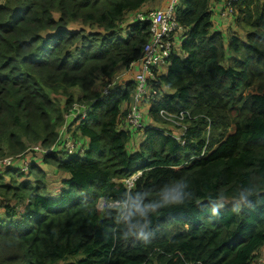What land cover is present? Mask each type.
I'll return each instance as SVG.
<instances>
[{"label": "trees", "instance_id": "obj_1", "mask_svg": "<svg viewBox=\"0 0 264 264\" xmlns=\"http://www.w3.org/2000/svg\"><path fill=\"white\" fill-rule=\"evenodd\" d=\"M154 1L0 0V159L40 145L42 163L66 175L54 194L35 163L0 171V264H253L264 248V0L231 4L246 32L229 30L226 46L216 0L176 1L180 45L151 82L150 124L133 149V80L101 89L140 58L150 22L135 15ZM73 104L84 118L68 127L86 147L68 155L52 149ZM161 110L183 114L178 139ZM178 183L184 205L125 219Z\"/></svg>", "mask_w": 264, "mask_h": 264}, {"label": "built area", "instance_id": "obj_2", "mask_svg": "<svg viewBox=\"0 0 264 264\" xmlns=\"http://www.w3.org/2000/svg\"><path fill=\"white\" fill-rule=\"evenodd\" d=\"M176 1L177 0H172L170 6L165 9L153 10L147 13H137L135 15L136 20H146L150 22V38L149 41L144 44L140 58L130 64V69L136 68L133 76L135 86L131 99L132 101L129 105V112L125 117V123L128 129L134 132L144 126V112H142V106L148 105L158 93L151 88V82L155 80L156 73L158 74L166 70L169 59L172 53H174V37L177 32L181 30L174 20V6ZM237 1L238 0H225L222 15L231 18L235 14V10L231 4ZM109 86L110 85L104 88V91H102L103 95L108 93ZM76 105L77 104H73L67 118L72 117L73 119L79 114L84 118V108L80 112L76 110ZM74 111H77V113H75L76 115H74ZM159 115L163 120L176 123L177 125H180V123L182 124L184 118L183 114L172 116L164 110H161ZM64 126L66 127V124ZM184 130L185 127L182 126L180 136ZM60 142H62L60 149L64 150L68 155L75 153L82 154L85 149L84 145L69 138L64 141L60 140ZM35 149L36 151H41L43 148L37 147ZM16 162L17 159L12 157L0 160V171L15 166ZM22 170L24 171L23 165ZM138 176L139 174H136L124 180L127 190H130L134 186V182Z\"/></svg>", "mask_w": 264, "mask_h": 264}, {"label": "rangeland", "instance_id": "obj_3", "mask_svg": "<svg viewBox=\"0 0 264 264\" xmlns=\"http://www.w3.org/2000/svg\"><path fill=\"white\" fill-rule=\"evenodd\" d=\"M171 1H172V0H155L153 3H151V5H153V6H151V8H150V10H149L148 12L154 10L156 7H157V8H162V7H165L167 4L170 5V4H171ZM213 3H216V2L213 1ZM155 6H156V7H155ZM153 7H155V8L152 9ZM214 10H215V9H214ZM143 13H147V12L145 11V12H143ZM216 19H217V15H216V12L214 11V12H213V15H212V21L214 22V24L217 23V20H216ZM127 22H129L128 19H126L125 23H127ZM124 27H125V25H121V29H122V30L124 29ZM237 32L240 34V36L243 37V35H244V33L246 32V30H243L242 28L237 27ZM177 35H179V33H177ZM174 44H175V46H177V45H178V40H175ZM133 75H134V71H133L132 69L129 70V71L119 70V71L117 72L116 77L114 78V80L112 81V83H111V85H110L109 87H113V86H115L117 83H120V82H122V81H124V82H125V81H129V80H131V78L133 79ZM103 88H104V87H103ZM103 88L101 89L102 91H104ZM75 94H76L75 96L78 95L77 92H75ZM61 102L64 103V100L62 99ZM83 108H84L83 106L76 105V110H79L80 112H81V110H82ZM75 113H77V111H74V115H76ZM67 122H69V120H67ZM67 122H66V127H65V130H64V134L61 135L60 140H61V141H64V140H66L67 138H69V139H71V140H74V141L78 142V143L81 144V145H84V144H83V140L80 139V138L78 137V135H76V136L74 137V134H75V126L69 128L68 125H67ZM143 124L146 125V120H145L144 118H143ZM184 125H185L184 123H182V124L180 123V125H177L176 123H171V122H169V121H165V120L163 121L162 124H159V126H162V127L165 128L167 131H169V132H171V133L173 132L172 134H173L174 136L178 135V134L181 132V127H182V126L184 127ZM135 139H137V137H136ZM134 144H135V146H137L138 141H137V140L134 141ZM35 148H36V147H32V148L30 149L31 151L28 152L27 154L21 156L20 158H15V159L18 160V162H20V164L23 165V168H24V171H25L26 174H29L28 167L31 166L33 162L36 163V159H37V158H38V159H39V158L42 159V157H43V156H40V155H38V154H34V149H35ZM44 154H45V151H44ZM5 158H10V156L4 157V158H2V159H5ZM12 158H14V157H12ZM2 159H0V160H2ZM41 165L44 166V167H45V166L50 167V172H51L52 174H56V173H57L56 169H53L54 167L49 166V165H45V164H41ZM42 170H43V168H42ZM44 170H45V172H48V168H47V167H45ZM44 170H43V171H44ZM63 175H64L63 173H60L59 175H53L51 179H47V180H46V182H47V184H48V190H49L51 193L56 194V192H58V190L62 187L61 180H62V177H64ZM29 177H30V175H29ZM30 180H31L32 183H35L36 180H37V175H33V176L30 178ZM228 203H229L228 201H224V202L219 203V205H226V204H228ZM102 205H103V203H100V204H99V208H101ZM77 258H78L77 256H76V257H72V258H70L67 262H70V261L73 262V261H75ZM60 264H64V262H61ZM253 264H264V248H263V249L260 251V253L257 255V257H256V259L254 260Z\"/></svg>", "mask_w": 264, "mask_h": 264}, {"label": "clouds", "instance_id": "obj_4", "mask_svg": "<svg viewBox=\"0 0 264 264\" xmlns=\"http://www.w3.org/2000/svg\"><path fill=\"white\" fill-rule=\"evenodd\" d=\"M224 5V4H223ZM139 13H143V12H139ZM234 16V15H233ZM232 16V17H233ZM231 17V18H232ZM133 80V79H132ZM134 82V81H133ZM146 107V110L148 111V105H143ZM145 112V110L143 111ZM146 117L145 113H144V116L143 118ZM149 119V118H148ZM144 125V124H143ZM144 126H147L144 125ZM134 132V131H133ZM61 133V132H60ZM137 133V131L134 132V134ZM174 138L178 139L180 136V133L176 136L173 135ZM61 138V137H60ZM60 138H59V141H60ZM62 144V142H60V145ZM84 146L86 147L85 143H83ZM60 145L58 146V150L60 149ZM56 146V147H57ZM35 147H41L43 148L42 146L38 145V146H35ZM44 149V148H43ZM45 150V149H44ZM139 174V173H138ZM140 175V174H139ZM139 177V176H138ZM182 187V185H180L179 183L176 185V187H173V188H170L169 190H167L164 194H163V203L162 204H150V205H147L146 207H141L139 204L135 205L134 208L132 210L129 211L128 213V216L125 217V219L127 220H131L132 216L135 215V214H139L141 217H147V213L148 211H152V212H156L159 208L161 207H164V206H181V205H184V199H183V195L182 193L179 191V189ZM129 191V190H128ZM250 194V193H249ZM247 201V195L245 194H241L239 200L237 201L236 203V207L233 209L234 211H239L240 209V205L244 202ZM213 216H216L217 215V209H213ZM152 221L150 219H146L145 222L140 225L139 227V233H138V238L139 239H144L146 240L147 237L145 236L144 234V230L149 228L150 225H151ZM131 235H137V233H131ZM127 235L125 236V239H127Z\"/></svg>", "mask_w": 264, "mask_h": 264}, {"label": "crops", "instance_id": "obj_5", "mask_svg": "<svg viewBox=\"0 0 264 264\" xmlns=\"http://www.w3.org/2000/svg\"><path fill=\"white\" fill-rule=\"evenodd\" d=\"M223 1L224 0H216L215 2L216 3H213V1H211V9H212V11L214 12H216V15H217V23L216 24H214V22H213V28H214V30H217V31H220V32H222L223 34H224V36H225V40H224V44H225V46H226V44H227V40H226V37H227V34H228V32H229V30H233V31H236L237 32V29H236V27H235V25L233 24V22H232V18H230V17H225V16H223L222 15V13H223V10H224V5H223ZM171 3H172V1H171ZM151 6H153V5H151V3L150 4H148V5H146V6H144V8L140 11V12H148L149 10H150V8H151ZM170 5L169 4H167L165 7H162V8H157L156 6V8L155 7H153L152 9H154V10H162V9H165V8H167V7H169ZM215 9V10H214ZM153 11V10H152ZM175 40H178V45L177 46H175V44H174V50H177L178 49V47H179V45H180V41H179V39H178V36H177V34L175 35V37H174V42H175ZM131 70V69H130ZM133 71H134V74H135V71H136V68H133L132 69ZM134 76V75H133ZM131 80H132V78H131ZM145 110V115H146V117H144V119L146 120V124H147V126L150 124V120L148 119V117H147V110H146V107L145 106H142V112ZM71 119H72V117L70 118V117H68L67 118V120H69V122L71 121ZM69 122H67V125L69 124ZM64 130H65V126L63 127V129L61 130V133H60V137H61V135H63L64 134ZM173 133V132H172ZM140 134H138V133H135V136L133 137L134 138V140L136 141H139L140 140V136H139ZM173 135V134H172ZM137 137V139H135ZM83 143H85V145H86V140H83ZM129 146H131L130 148H135L136 149V146H135V144L133 143V144H129ZM37 148V147H36ZM56 148L58 149V146L56 147V146H54L53 147V149L52 150H56ZM34 154H38V155H40V156H44L45 154H46V151H45V154H44V150L42 149L41 151H36V149H34ZM43 158V157H42ZM34 163V162H33ZM32 163V164H33ZM35 164H37L38 166H40L41 168H43V170L45 169V167H47L48 168V172H46V173H48V175H49V178L48 179H51L52 178V176L53 175H59L60 174V172H58L57 170V173L56 174H52L51 172H50V167H48V166H42L41 164H43L42 163V159L41 158H37L36 159V163ZM22 165V164H21ZM53 169H55V168H53ZM45 171V170H44ZM64 177H66V175L64 174L63 175ZM64 177H62V178H64ZM62 183V182H61ZM57 193V192H56Z\"/></svg>", "mask_w": 264, "mask_h": 264}]
</instances>
